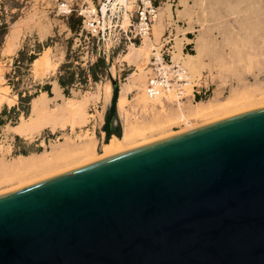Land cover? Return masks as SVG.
<instances>
[{
	"label": "water",
	"instance_id": "obj_1",
	"mask_svg": "<svg viewBox=\"0 0 264 264\" xmlns=\"http://www.w3.org/2000/svg\"><path fill=\"white\" fill-rule=\"evenodd\" d=\"M0 264H264V107L0 194Z\"/></svg>",
	"mask_w": 264,
	"mask_h": 264
},
{
	"label": "rangeland",
	"instance_id": "obj_2",
	"mask_svg": "<svg viewBox=\"0 0 264 264\" xmlns=\"http://www.w3.org/2000/svg\"><path fill=\"white\" fill-rule=\"evenodd\" d=\"M105 1L0 0V84L10 87V94L17 95L14 107L4 105L3 110L9 113H6L7 118H3L0 123V158L2 157L6 162H10L13 157L22 154L21 152L26 153L23 155H28L32 152L38 154L44 150H50L53 143L63 141L66 135H70L78 142L76 135L83 134L82 131L85 130L93 131L97 152L101 154L104 132L102 134L100 130L103 123L100 115L102 113L104 115L105 86L110 81L106 71L109 60L118 70V79L122 83L129 82L130 73L134 71L138 73L132 78L134 85L131 93L128 94L126 91L123 93L121 104L130 122L149 124V121L159 119L161 117L159 114H169L170 111L178 109L179 103L172 105L175 104V101L172 102L173 95L161 99L164 108L159 103H148L146 98L137 102L132 99L133 95L139 92L138 87L144 86L149 59L153 55L151 46L145 45L149 42V38L146 42L143 41L142 45H140L142 40L136 39L132 42L148 50L146 59L140 63L143 70L139 71L135 63L123 58L130 42L124 43L122 40L120 48L108 49L105 41H98L81 28V17L76 13L66 14L59 10L62 2H70L76 9H83L86 5L90 8L94 5L99 12V8ZM112 1L109 2L110 5L107 4V8L110 9L108 17L114 14L123 22L122 12L125 7L117 4L116 8L112 9ZM184 1L185 8L179 5V0H155L154 4L159 7H164V2L171 5L172 18L164 16L162 8L160 16L166 17L160 24L162 36L154 39L153 26L149 36L153 41L152 45L162 44L165 42L163 39L168 37L166 40H170L167 45L169 47L174 44L176 36H182V32L191 27L192 31L185 34L191 41L183 50L184 53L190 54L195 52L196 36L200 34L203 36L204 67L199 71L200 73H190L194 78H199L202 74L207 75L210 96L194 101L192 99L181 101V107L185 104L194 105L200 100L226 99L233 92L238 94L251 92L255 100L259 101L261 96H264V0ZM127 2L131 8L128 10L129 17L131 14L134 16V0H127ZM177 8H181L180 14H177ZM130 20L129 18V22ZM128 25L129 23H126L123 28H127ZM13 29L17 30V37L14 40L15 49H12L14 43L10 46L6 42V37ZM117 31L118 28L115 32ZM182 42L184 46L187 41ZM46 44L51 48V57L53 62L57 63V68L47 75L41 73L36 75L32 70V62L30 64L28 59L31 55H38L40 53L38 51L40 49L42 51ZM172 57L176 59L173 52ZM15 60L21 63L13 68ZM71 73L74 85L68 84L64 88L60 86L64 95L77 98L91 92H98L99 95L98 100L91 101L86 107V112L91 114L86 124L76 128V132H71L69 127L65 130L57 129L55 132L42 128L28 136L29 138L18 137L5 126L6 124L16 126L21 115L29 114L31 97L44 89H48L47 93L51 94V81L58 82V78H64L67 82ZM259 95H261L260 98ZM258 101L255 103L258 104ZM50 106L52 107L53 103ZM184 127L186 125L183 123L172 124L166 128L167 130L165 129L164 134H175L182 131ZM158 134L161 133L152 132L145 139L158 137ZM141 140L143 138L138 139L131 146L138 145V142L140 144ZM15 182L0 184V193L12 189L10 186L16 184Z\"/></svg>",
	"mask_w": 264,
	"mask_h": 264
},
{
	"label": "bare ground",
	"instance_id": "obj_3",
	"mask_svg": "<svg viewBox=\"0 0 264 264\" xmlns=\"http://www.w3.org/2000/svg\"><path fill=\"white\" fill-rule=\"evenodd\" d=\"M117 4L125 7V10H123L122 12L123 24L121 25L122 27H125V24L129 23L128 10L131 9L130 4L127 2V0H113L111 8L115 9V6ZM164 5L162 14L168 18H172L171 5L169 3H164ZM179 5L182 8H185V1L179 0ZM90 8V12H95L94 6ZM105 10L106 5H103L102 12H105ZM160 10L161 7L158 8V14L153 24L152 35L154 39H159L162 36V29L156 28L155 26L156 23L160 22V20L163 19V17L160 16ZM176 12L177 14H180V12H182L181 8H177ZM191 31L192 28L189 27L182 32L181 37L176 38L174 44L172 45V47L174 48L172 52L174 53V57H176V59H173L172 57V60L181 61L183 65L188 69L189 73H200L199 71H201L204 67L203 48L205 45L203 36H201V34L199 36H196L194 40V53L190 54L182 52V41L185 39V34ZM16 37L17 30L13 29L11 33L6 37V42L10 46H12ZM148 38L149 42H147L145 45H150L152 54L158 56L159 50L162 46L161 43L158 44L159 46L154 44L152 45V39L146 36L144 37L140 45L144 43L143 41L146 42ZM140 45L136 46L135 44L130 43L127 52L123 55V58H127L129 59V62L135 63L138 66L139 71L143 70V68L140 66V63H142V61L146 59L148 54V50L144 49ZM14 47H16L15 43L12 49H15ZM56 68L57 63L53 62L52 60L50 48L44 50L37 58L32 61V70L36 75L39 73L47 75L48 73L55 71ZM109 73L111 77L117 79L119 82L117 116L121 123L122 136L116 137L112 135L109 141L102 145L101 154L97 152L96 140L93 131L91 130V132L85 130L82 131L83 134L76 135V139L78 140V142L75 141L74 138L70 137V135H66L63 138V141H60L56 144L53 143L50 150H44L43 152L38 154H35L36 152H32L28 155L20 154L13 157L10 162H6L1 157L0 184H6L14 181H16V184H11L10 188L12 189H9L8 191H2V193L0 194H4L6 192L28 186L38 181L91 164L112 155H116L146 144L164 140L180 133L194 130L212 122H216L225 118L235 116L237 114L264 107V96L259 95V98L261 96V99L259 100L261 102L259 103L257 99L255 100V97H253L254 95L251 92L245 91V93L239 94L237 92H233L226 99H220L218 101L200 100L196 101L194 105L185 104L184 107H181V101H176L174 97V100L172 102L175 101V104L172 105H176L179 103L177 110L174 109L170 111L169 114H163L160 112L161 114H159V116L161 115V117L157 120L154 119L153 122H151L152 120L149 121V124H146L147 122L145 124L134 122L132 123L128 120V117L125 114L124 109H122L121 104L123 102V93L125 91L128 94L131 93L134 85L132 78H134L138 73L136 71L130 73L129 78L131 79L129 80V82L122 83L118 79V70L116 69L115 65L112 64V62L109 65ZM191 73V78H194L192 77L193 75ZM138 89L139 92L133 95V100L137 102L140 100H145L146 98L148 100V103H159L160 106L164 108V105L161 103V99L169 97V95L165 96L164 98H149L144 92V86H139ZM111 96L112 84L109 81L105 86V100L103 111L109 104ZM98 97V92H91L88 95L86 94L80 98L66 96L61 92V87L59 86L58 82L53 81L51 95H47V93L41 92L36 96H33L30 101L29 114L27 116L22 115L19 119L20 121H18V124L16 126H9L8 124H6L5 126L15 135L21 137L31 136L36 131L42 128H48L51 132H55L57 129L65 130L67 127H69L71 132H76V128H80L82 127V124H86L87 120L91 116L90 113L86 112V107H88L91 101L98 100ZM15 100L16 94H10V87L4 84H0V108L5 102L7 105L12 106L15 103ZM256 101H258V104L255 103ZM51 103H53L52 107L50 106ZM100 116L103 119V113ZM176 123H183L186 125V127L182 128V131L175 134H164V131L167 127H170L172 124ZM152 132H158L161 134H158V137L146 140V136L148 134H151ZM140 138H143V140H141V143L139 144L138 142V145L132 147L131 145H133L134 142H136Z\"/></svg>",
	"mask_w": 264,
	"mask_h": 264
},
{
	"label": "built area",
	"instance_id": "obj_4",
	"mask_svg": "<svg viewBox=\"0 0 264 264\" xmlns=\"http://www.w3.org/2000/svg\"><path fill=\"white\" fill-rule=\"evenodd\" d=\"M73 1V0H70ZM111 0H106L103 5H106L105 12H102V7L95 8V12H90L91 8L86 5L83 9H76L70 2H62L59 10L62 13H76L81 17V28L85 29L86 33L91 37H95L98 41H105L108 49L120 48V43L135 42L136 39L143 40L144 37H149L152 32L153 23L158 14L159 6L154 4L155 0H134V16L129 17L130 24L127 28H123L122 19L117 18L114 14L108 17L107 8ZM114 28V29H112ZM118 28L117 33L115 32ZM164 38V43L159 50V55H151L148 64V72L144 85V92L149 98H164L168 95H173L175 100L183 101L186 99L196 100L197 97L205 99L210 96L209 78L207 75H201L199 78H191L188 69L181 61L172 60V46H167L170 40ZM188 44H184L183 49ZM100 55V54H99ZM198 82V83H196Z\"/></svg>",
	"mask_w": 264,
	"mask_h": 264
},
{
	"label": "crops",
	"instance_id": "obj_5",
	"mask_svg": "<svg viewBox=\"0 0 264 264\" xmlns=\"http://www.w3.org/2000/svg\"><path fill=\"white\" fill-rule=\"evenodd\" d=\"M164 3H166V2H164ZM164 3H163V5H164ZM161 7V6H160ZM163 7H161V9H162ZM172 11V10H171ZM166 17H164L163 16V19H161L160 20V22H158V23H156L155 24V26H156V28H161V26H160V24H162V20H164ZM162 29V28H161ZM188 33V32H187ZM182 35V34H181ZM176 37H181V36H176ZM176 39V38H175ZM190 38L189 37H187L186 35H185V39L184 40H186L187 42H186V44H188L190 41H191V39L189 40ZM48 48H50L49 46H47V47H44V49L36 56V58L44 51V50H46V49H48ZM51 49V48H50ZM183 49V48H182ZM182 52H183V50H182ZM52 53V52H51ZM184 53V52H183ZM53 81H56V80H52L51 81V94H52V82ZM57 82V81H56ZM41 92H45V93H47V91H44V90H41V91H39V93H41ZM61 92H62V90H61ZM63 93V92H62ZM51 94H48L47 93V95H51ZM37 95V94H36ZM35 95V96H36ZM33 98V97H32ZM31 98V99H32ZM16 100H17V95H16ZM16 100H15V103H16ZM31 101V100H30ZM15 103L12 105V107H14V105H15ZM4 105H7L6 104V102L5 103H3L2 104V106H1V108H0V118H7V115H6V113H9V111H6L5 112V114L2 116L1 115V111L4 109ZM29 106H30V102H29ZM9 107H11V106H9ZM18 109V108H17ZM22 116V115H21ZM20 116V117H21ZM20 117H19V119H20ZM18 136V135H17ZM18 137H21V136H18ZM22 138V137H21ZM24 139V138H23Z\"/></svg>",
	"mask_w": 264,
	"mask_h": 264
},
{
	"label": "trees",
	"instance_id": "obj_6",
	"mask_svg": "<svg viewBox=\"0 0 264 264\" xmlns=\"http://www.w3.org/2000/svg\"><path fill=\"white\" fill-rule=\"evenodd\" d=\"M45 47H47L48 45L46 44V45H44ZM118 49V48H117ZM38 52H41V49L38 51ZM36 56L37 55H31L30 57H29V59L28 60H30L29 62H30V64H31V62H32V60L33 59H35L36 58ZM99 57H101L100 55H99ZM102 59V58H101ZM15 64H14V66H13V68L14 67H18L17 65L19 64V63H21L19 60H15V62H14ZM13 73H15V71L13 70ZM72 80H73V74L71 73V76L69 77V80L66 82V80H64V78H58V84H59V86H61V87H66L68 84H70V85H74L73 84V82H72ZM44 91H48V89H44ZM35 96V95H34ZM32 98V97H31ZM198 99H200L199 97H197L196 98V100H198ZM5 112L6 111H4V110H2L1 111V115L3 116L4 114H5ZM2 119L3 118H0V123H1V121H2ZM22 154H26L25 152H21Z\"/></svg>",
	"mask_w": 264,
	"mask_h": 264
}]
</instances>
